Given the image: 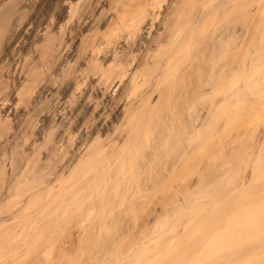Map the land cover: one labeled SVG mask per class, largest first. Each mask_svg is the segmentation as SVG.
Masks as SVG:
<instances>
[{"label": "bare ground", "instance_id": "bare-ground-1", "mask_svg": "<svg viewBox=\"0 0 264 264\" xmlns=\"http://www.w3.org/2000/svg\"><path fill=\"white\" fill-rule=\"evenodd\" d=\"M29 1L9 0L0 9V83L10 73L15 79L11 87L0 84V112H12L16 121L0 140V264H43L55 228L75 222L126 226L137 222L135 207L148 215L156 204L171 205V198L153 200V189L180 202L189 189L197 191L198 181L186 178L200 175L201 141L212 115L230 106L239 89L234 62L241 58L233 50L246 53L261 36L256 30L254 42L246 34L235 42L227 16L243 14L252 2L248 27L263 25L264 17V0H42L44 12L22 26L18 16ZM202 96H209L207 104ZM32 119L40 127L23 147L21 130ZM238 177L220 186L226 189L220 202L243 193L245 182L242 188L232 184ZM254 188L240 195L246 203L230 215H216L218 229L207 232L218 221L208 217L192 232L190 245L204 254L199 259L215 252L223 260L214 255L210 264H237L262 254L264 186ZM195 195L189 199L194 207ZM194 217L185 223L191 227ZM129 231L120 229L122 235Z\"/></svg>", "mask_w": 264, "mask_h": 264}, {"label": "rangeland", "instance_id": "rangeland-1", "mask_svg": "<svg viewBox=\"0 0 264 264\" xmlns=\"http://www.w3.org/2000/svg\"><path fill=\"white\" fill-rule=\"evenodd\" d=\"M8 1L9 0H0V9L3 7L4 4L12 2V0H10V2H8ZM248 9H247L248 11L246 10V12H244V11L242 12L245 17L243 16V14H238L236 11H235V14H234V11L233 12L231 11L233 14L232 13L228 14L227 19H226L227 33L230 37L233 38L232 40H235V42H236V40L241 39L242 36H244L245 34H246L245 36L248 37L249 40H252L254 42L255 38L258 37L256 30H261L260 39L255 40L256 42L251 44L253 47L252 46H251L252 48L248 47L249 49L248 50L246 49V51H247L246 53L244 52L243 49L241 50L245 54L248 55L247 57H246V55H245V57H243L244 56L243 52L241 53V51H238L237 49L233 50L234 56L236 54L238 56L240 55V57H237V55H236V57L239 59L241 58L243 61L242 63L241 62L239 63V61L241 59L239 61H238V59H236L235 61H237V62H234L235 69L239 68L238 70H235L236 72H234V73H236V74H234V80H235L234 86H237V87H235L236 89L239 86V89H238V91L235 92V95L232 98L233 101H232V104H230V106L231 105L232 106L231 107L230 106H228V107H224V106L222 107L221 106V108L219 106L218 111L216 113H214L211 117V119H212L211 124L212 125L209 126V129L207 131V132H209V135L207 133L206 135H208V136L205 135L204 138L202 139V141H201L202 147H201L200 151L198 152V156L200 157L199 159H200V168H201L199 177L196 175H194V176L189 175L186 178V181H192V180H195L196 182L198 181L199 186L201 185L200 188L202 186H204L205 188H201V190L199 188L198 189L199 192H198V190L196 191L194 189L195 187L191 188V190L189 189L185 193L186 196L184 195L185 200H183L181 202L177 201V196H174L173 194H167V193H165V191H158L157 189H153L150 192V193H153V194H151V197L153 198V200H154V198L156 200L161 199V198H164V199L165 198L166 199L171 198L170 199V201L172 200V203H170L171 205H169V206L167 205L168 206V207L166 206L167 208L166 207L161 208V206H158L157 204L154 205L156 207L155 208L153 207L152 208L153 210L151 209L148 211V215H150V216L147 215V210L144 211L142 208H136L135 207L134 209H132V213H134V215L136 214L135 216H139L141 219L138 217L137 222L132 223L130 225H126L128 227L123 226L124 224L122 226L121 225H114V224H109V225L106 224V225H100V226L99 225L96 226L97 225L96 224V225H94V227L92 225L91 226L90 225H87V226L82 225L81 226V225H79V223L76 224V222H75V224L72 223L71 225L69 224L66 227L61 226L59 228H55L53 233L51 234V239H50L49 245L47 244L48 245L47 246L44 243L43 246H41V248L42 247L44 248L47 246L46 249L44 248L45 250L42 248V250H44V252L48 248L47 252H45V253H47V255L43 254V257H40L41 262L43 264H51V262H52V264H60V263L61 264H188V263L193 264V261H196L197 259L198 260L201 259V257H200V259L197 257V256H199V254L204 255L203 253H198V252H202L199 249H198L199 251L196 250L198 246L195 247L196 249L194 252V245L195 244L192 245L193 247L190 245L193 242L192 240L195 239L193 236L194 232L199 231L200 230L199 228L201 226L204 227L202 221L204 222L205 220L208 219V217H210L211 219L213 218V220L218 219L219 217L218 218L216 217V215L218 216V213H220L219 216L222 215L221 217L230 215L229 212H232L231 209L233 210L236 207L246 203V201H244L242 197H244L245 194H247L246 192L249 189L247 187H249L250 185L253 186V187H250V188H252V190L249 189V191H248V195H249L253 191H255L254 190L255 186L258 189L264 186L263 185V183H264V181H263L264 180V174H263L264 171L262 169V168H264V164H262V162L264 161V156L262 159L261 158L259 160L256 159V157L259 158L264 154V153H260L262 150H264V148H262V150H259V148H261L262 145H263L262 147H264V124H263L264 123V109H263L264 108V101H263L264 100V98H263L264 97V40H263L264 39V29H263L264 28V26H263L264 25V17L262 20L263 25L258 24V26H256V27H259L261 25L262 27L260 26L259 29L256 27H253V28L251 27V29H250V27H248L249 25H247V23L249 20H251V17L254 18L253 15H255L254 14V5L252 2L248 6ZM20 11L21 12L19 13L20 16H18V23L21 22L20 24H22V26H23V25L27 24L28 22H31V20H34L35 18H33V17H35L37 14H40V12H42V13L44 12V9L42 8V0H30L29 5L27 4L25 7H22V9H20ZM239 13H241V12H239ZM245 13H246V15H245ZM248 14H251V15H248ZM240 15L243 16V19ZM246 16L249 18V20H248V18H246ZM254 34H255V36H254ZM254 44H255V46H254ZM251 60H254L255 62L251 61ZM220 63H221V61H220ZM247 63H249L247 65L248 67L245 66ZM251 63H252V65H251ZM237 65L239 67H237ZM242 65H244V66H242ZM259 66H261V67H259ZM245 68H247V70H249V71L244 72L246 70ZM262 69H263V71H262ZM259 71H260V73H259ZM84 72L85 71L81 72L83 80L85 79V73ZM10 74H9L10 77L8 76V77L3 78L1 80L2 83H0V84L2 86L5 87L8 85L9 87H11V85H12L11 82L15 81V79H13L14 77H11L12 75H10ZM245 74L248 76L251 74L250 76L252 78V80L250 79V77L248 78L249 82L247 84L244 83L246 81V75ZM257 81H259V82H257ZM253 85L255 87H253ZM240 86H241V88H240ZM253 88H255V89H253ZM208 97H205V96L200 97V99H201L200 103L202 105H204L205 104L204 102H206V104H207L210 100V98H208ZM246 98H247V100H246ZM256 98H257V100H256ZM204 99H206V100H204ZM260 106L262 108H260ZM256 111H257V113L259 112L258 113L259 115L256 113ZM255 114H257V117L255 116ZM5 117H3L2 113L0 112V134H1L0 140L2 138L4 139V137L6 135H8L9 132H11V130H13V128L16 125V123H15L16 121H15L14 116L12 115V112L8 113V115ZM255 117H256V119H255ZM252 119H253V121H252ZM32 121H33V123L29 122L28 123L29 125L27 124L28 126L27 125H26L27 127L24 126V128H22V130H21L20 140L22 142L23 147L25 145H27V143L28 144L30 143L28 141H32L35 139V137H36L35 133L38 131L37 128L40 127V125H39L40 123L38 120H37L38 122L36 120H33V119H32ZM37 125H38V127H37ZM219 126H220V129H219ZM211 131H212V133H211ZM1 136H2V138H1ZM26 141H27V143H26ZM250 150H252V151L250 152ZM262 152H264V151H262ZM249 153L250 154L252 153L251 158H254V162H253L254 164L253 165L251 164L253 159L251 160V158L249 157L250 156ZM260 154H262V155L260 156ZM247 159L248 160L250 159L249 162H247L248 161ZM187 163H190V160ZM260 166H261V168H260ZM242 167H244V168H242ZM243 169H245V171ZM4 170L5 169H3L2 173L4 172V176H5V174L7 173V170H5V171ZM244 172H246V173H244ZM261 173H262V175H261ZM237 174L239 175V177L236 179L237 181H235V182L232 181V184L235 183L236 186L239 185V187H241L240 183L243 184L245 182L244 184H246V185L244 186V184H243V189L241 191L245 194H243V193L236 194L235 192L233 193L232 192L233 189H232V191H230V192H232L234 194V196H232V193H229V195L231 194L230 195L231 197L230 198L228 197L229 203L227 202V200L223 201V199H221L223 201V202L221 201L222 202V204H221L219 197H221L224 194L220 195V193H223V191H225L226 189L221 191L222 189H220V186H222V184H225V182H227L228 180L231 183V181H230L231 178L232 177H233L232 179L236 178L238 176ZM259 175L262 176L263 178L259 177ZM230 176H232V177H230ZM250 176H252V179ZM173 181L175 182V179L172 180V182ZM214 182H215V184H214ZM232 184H227V185H229V186H227V188H230V185H232ZM235 185L233 184V186H235ZM261 185H263V186H261ZM241 188H240V190H241ZM257 188H256V190H257ZM214 189H216V190H214ZM203 190L206 192V194H204L205 192ZM228 190H230V189H228ZM228 190L225 193H227ZM240 190H238V191L240 192ZM244 191H246V192H244ZM250 191H251V193H250ZM207 192H212L215 195L213 196L211 194L213 197L209 196L208 198H206L208 195H210V194H207ZM217 193H218V195H217ZM191 194H193V195H191ZM195 194L197 195L196 198H198L200 202L198 201L199 204L197 203V205L194 207V205L196 203L192 206V203L190 202L189 199L192 196L194 197ZM240 195H242V197ZM203 197L205 198V200ZM210 199H212V200H210ZM217 199H219V200H217ZM209 200H210V202H209ZM205 204H207L209 206L211 204H213L214 208L211 209ZM216 205H218V207H216ZM243 206H245V205H243ZM207 207L209 209H207ZM211 207H213V206H211ZM201 208H202V210H201ZM217 210H218V212H217ZM201 211L205 212V213H202L200 215ZM219 211H221V212H219ZM130 213H131V211H130ZM190 215H191V217H190ZM203 215L205 217L206 216L207 217L204 219ZM194 216H200V218L203 216V219L202 218L200 219L199 217H194ZM145 217H146V219H145ZM193 217L195 218L194 222H195V220H198V221H196V223H193L192 226L190 227V225L188 223H190V222L192 223L193 221L192 220L190 222H188V221L190 219H193ZM197 218H199V219H197ZM220 219H218V221L215 220L214 223L217 224L216 227H214L216 225L214 223H213L214 225H210V226L206 227V228H208L207 232H212V230L218 229L220 227L219 225L222 224L221 223L222 221ZM143 220H144V222H143ZM185 222H188L187 223L188 227H190L192 229V231L190 228H188L190 231L186 228L187 224ZM83 226H84V229L81 228ZM89 226H90V228H88ZM193 227H194V230H193ZM202 227H201V229H202ZM209 227H211L212 230H211V228L209 229ZM120 229L121 230L122 229H125V230L128 229V231L129 230H131V231H129V233L126 232L125 234L122 235L120 233ZM192 232H193V234H192ZM87 235H88V237H87ZM253 240L252 239L248 240V244ZM191 248L193 250H191ZM184 249H186L187 251ZM218 250L219 249H217L216 251L218 252ZM192 251L194 253H196V251H197V254H194ZM67 252L69 255L67 254ZM185 252H186V254H185ZM219 252H220V250H219ZM263 252L264 251L261 249L262 254L256 252V253H254L256 256H254V257L250 256V257L246 258L245 261H243V262H237V264H240V263L241 264H264V253ZM213 253L216 256V253L215 252H213ZM257 253L259 255H257ZM66 254H67V256H66ZM214 255H210V257L214 256ZM218 255H220L219 258H221V260L219 258H217ZM218 255L216 257L215 256L214 257L219 259L220 261H222L223 260L222 258L224 257L223 254L218 253ZM194 256L196 257V260H193V258L195 259ZM202 257H204V256H202ZM210 257H209V260L206 259L207 257L205 259H203L204 261L201 259V261L203 263H200V264H210L209 262L212 259V257L211 258ZM47 260H49V262Z\"/></svg>", "mask_w": 264, "mask_h": 264}]
</instances>
